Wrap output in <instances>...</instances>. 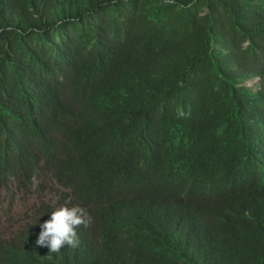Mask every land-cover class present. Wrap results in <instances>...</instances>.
I'll use <instances>...</instances> for the list:
<instances>
[{"label": "trees", "instance_id": "trees-1", "mask_svg": "<svg viewBox=\"0 0 264 264\" xmlns=\"http://www.w3.org/2000/svg\"><path fill=\"white\" fill-rule=\"evenodd\" d=\"M10 168L95 243L0 264H160L152 230L205 212L226 229L205 264H264V0H0V190Z\"/></svg>", "mask_w": 264, "mask_h": 264}, {"label": "clouds", "instance_id": "clouds-1", "mask_svg": "<svg viewBox=\"0 0 264 264\" xmlns=\"http://www.w3.org/2000/svg\"><path fill=\"white\" fill-rule=\"evenodd\" d=\"M60 95L63 103L74 97L70 89H61ZM4 175L9 180L0 190L1 194L11 193L12 197L20 193L36 195L40 201L20 229L9 238L0 237V253L6 247L23 244L24 238L32 241L45 252L43 256L50 259L52 255L68 259L90 257L95 242L90 233L93 227H86L89 217L85 208L73 205L70 199L62 203L55 189L48 192L41 188L35 190L40 179L31 185H23L21 168H10ZM178 185L183 187L178 198H189L191 193L188 190L194 186L193 177L185 175ZM0 202L6 200L1 199ZM225 231L209 212L195 217L183 213L166 220L159 230L153 229L151 242L160 264H205L212 256L206 245L211 240L223 243Z\"/></svg>", "mask_w": 264, "mask_h": 264}, {"label": "rangeland", "instance_id": "rangeland-1", "mask_svg": "<svg viewBox=\"0 0 264 264\" xmlns=\"http://www.w3.org/2000/svg\"><path fill=\"white\" fill-rule=\"evenodd\" d=\"M10 194L0 193V200L7 202H0V237L9 238L20 229L40 201L36 195Z\"/></svg>", "mask_w": 264, "mask_h": 264}]
</instances>
